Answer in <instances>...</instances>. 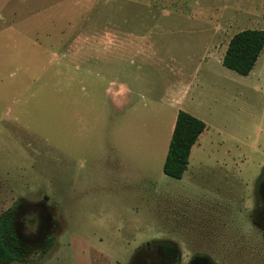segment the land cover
I'll return each instance as SVG.
<instances>
[{"label": "rangeland", "instance_id": "obj_1", "mask_svg": "<svg viewBox=\"0 0 264 264\" xmlns=\"http://www.w3.org/2000/svg\"><path fill=\"white\" fill-rule=\"evenodd\" d=\"M26 1L0 7L9 264H264V67L222 65L207 7ZM120 29L143 47L89 56ZM178 110L205 123L181 179L162 171Z\"/></svg>", "mask_w": 264, "mask_h": 264}, {"label": "crops", "instance_id": "obj_2", "mask_svg": "<svg viewBox=\"0 0 264 264\" xmlns=\"http://www.w3.org/2000/svg\"><path fill=\"white\" fill-rule=\"evenodd\" d=\"M34 4H43V3H38L37 1L34 3L30 1V3H28L26 0H0V7H6V6L10 7V6H16V5L30 6ZM88 4L95 5V4H101V2L93 1V2H88ZM104 4L106 3L104 2ZM120 4L121 5H135V6H152V7L165 6V5L166 6L173 5L175 7H191V6L192 7H207L205 9H202V8L199 9L197 11V16L201 20L208 22V24L209 22L214 21L212 26L210 25L211 30L208 29L210 30L211 33H222V35L224 36L229 35L230 38L235 33L231 36V33L229 31L231 27L237 23L241 24V30L243 29H264V26H263L264 25V15H263L264 14V0H121ZM212 8L214 10L213 13H212ZM213 14H214V20H212V17L210 16ZM140 16L141 14H135L134 16H127V17L125 16V17H121L120 21L126 22L130 20V18L133 20L134 19L137 20V19H140ZM110 35H112V38L109 43L108 41H105L106 44L102 46L95 45L93 49L89 48V53H90L89 56H93V58L95 57L97 59L99 57L98 55L103 51L105 53H107V51H111V52H114L117 50L120 51V49L123 46L127 47L130 45H133V47H135L136 50L140 49L139 46L143 47V45L141 44V41L143 40L144 36L136 35L132 31H129V30L124 31L120 29L114 32L111 31ZM133 38L135 40H131ZM227 44L223 46L221 53L226 50ZM257 64H259L261 67H264V46H263V49L259 57L257 58L255 62L254 67ZM129 91L130 90H128L126 86L120 85L118 88H115L113 96H115L116 100H118L120 104H123V106H126L127 96H128ZM201 134H203V132Z\"/></svg>", "mask_w": 264, "mask_h": 264}, {"label": "trees", "instance_id": "obj_3", "mask_svg": "<svg viewBox=\"0 0 264 264\" xmlns=\"http://www.w3.org/2000/svg\"><path fill=\"white\" fill-rule=\"evenodd\" d=\"M263 46L264 29L240 30L230 38L222 56V65L240 75H248ZM204 129L205 123L201 119L184 110H178L162 165L165 175L175 179L182 178L189 162L191 148ZM5 230L6 225L0 222V262L9 264L16 259V255L4 244Z\"/></svg>", "mask_w": 264, "mask_h": 264}]
</instances>
